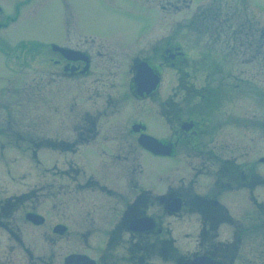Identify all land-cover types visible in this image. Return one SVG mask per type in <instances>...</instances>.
I'll use <instances>...</instances> for the list:
<instances>
[{"label": "flooded vegetation", "instance_id": "af4514ba", "mask_svg": "<svg viewBox=\"0 0 264 264\" xmlns=\"http://www.w3.org/2000/svg\"><path fill=\"white\" fill-rule=\"evenodd\" d=\"M232 11L197 20L195 52L85 33L4 50L26 66L35 47L33 83L15 65L2 89L36 107L0 121V264H264V28Z\"/></svg>", "mask_w": 264, "mask_h": 264}, {"label": "rangeland", "instance_id": "374dc122", "mask_svg": "<svg viewBox=\"0 0 264 264\" xmlns=\"http://www.w3.org/2000/svg\"><path fill=\"white\" fill-rule=\"evenodd\" d=\"M205 2H208L207 4L220 3L226 6L219 18H224L225 13L229 15V12L233 13L235 11L232 10H236L238 14L235 17L250 19L251 23L260 30L264 28V0H191V5L183 0H0L5 12L0 16V22L8 21L7 27L0 28V49L9 50L19 40L28 43L36 40L55 41L61 44L65 40V34H95L94 36L100 39L120 40L121 42H130L137 35L153 34L160 39L163 36H169L171 42H178L184 50L195 52V47H197L195 21L199 18L197 14L202 9L198 6L205 5ZM192 18L195 19L188 26ZM33 50L35 47L23 55L26 62H29L26 66L8 58L12 56L4 57L0 53V121L4 120L7 113L14 118L19 117V114H26L27 119L29 114L35 112L36 98L27 95L29 90L26 91L25 97L20 96V100L12 95L9 98L10 103L7 101L4 103L5 92L2 89L6 77L13 79L12 82L16 80L17 76L12 75L11 71V67L15 65L16 68L26 69L27 80L22 79L18 82L33 83L32 78L36 71V65H31V62H36ZM21 100L20 105L24 106L18 107ZM49 106L50 103H44V116ZM20 110H24V113ZM3 130L4 127H0V131ZM30 132L32 135L27 140H35L34 134H37L38 130L33 128ZM1 137L0 141H3V134ZM11 142H14V139H11ZM259 156H264V146H258L252 151L251 161L256 162ZM152 162L154 165L180 167L179 160L175 159L149 160L150 164ZM255 169L264 177V164H257ZM153 182L157 186L155 172ZM258 194L262 196L261 199H264V188H261ZM247 220L251 223L253 219ZM250 235L248 242L258 244L264 236V225L260 230L257 228L256 231L251 232Z\"/></svg>", "mask_w": 264, "mask_h": 264}, {"label": "water", "instance_id": "95a60500", "mask_svg": "<svg viewBox=\"0 0 264 264\" xmlns=\"http://www.w3.org/2000/svg\"><path fill=\"white\" fill-rule=\"evenodd\" d=\"M194 264V263H193Z\"/></svg>", "mask_w": 264, "mask_h": 264}]
</instances>
